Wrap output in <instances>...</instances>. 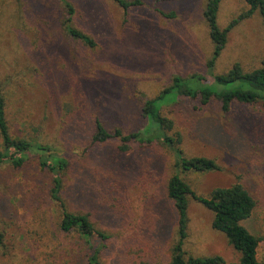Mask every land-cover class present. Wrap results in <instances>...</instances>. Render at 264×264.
<instances>
[{"label":"rangeland","instance_id":"rangeland-1","mask_svg":"<svg viewBox=\"0 0 264 264\" xmlns=\"http://www.w3.org/2000/svg\"><path fill=\"white\" fill-rule=\"evenodd\" d=\"M69 1L75 26L96 40L95 47L65 32L60 0H0V88L11 133L49 144L67 159V207L88 214L111 235L101 250L106 264H169L178 238L177 212L167 196L175 172L172 150L157 141L134 143L124 153L117 138L93 143L92 135L97 119L108 130L143 128L144 101L176 75L210 78L214 43L204 15L207 0H140L128 13L113 0ZM249 8L246 0H220L219 26L226 28ZM263 58L264 23L257 10L229 30L215 72L236 62L252 70ZM161 111L174 121L170 134H180L186 155L215 159L221 167L183 175L198 194L240 182L254 197L255 209L243 225L261 239L258 259L264 264L263 102H235L225 112L216 97L207 104L179 97ZM40 161L32 153L21 166L0 163V264H88L85 238L60 228L53 174ZM188 213L185 250L238 264L241 254L213 228V213L193 198ZM102 242L93 239L96 246Z\"/></svg>","mask_w":264,"mask_h":264},{"label":"trees","instance_id":"trees-1","mask_svg":"<svg viewBox=\"0 0 264 264\" xmlns=\"http://www.w3.org/2000/svg\"><path fill=\"white\" fill-rule=\"evenodd\" d=\"M66 9V16L62 25L65 32L74 39L80 40L89 47L97 45L96 40L79 29L74 24L76 9L69 0H60ZM125 13L130 8L141 4L140 0H113ZM249 10L235 18L229 26L222 29L218 24L220 0H207L204 15L209 27V34L214 43L211 57L207 61L210 78L201 74H193L184 78L174 76L172 84L164 88L154 98L144 101L142 114L146 118V125L129 133H124L121 128L108 130L101 120L95 122V132L92 135L93 143H106L117 138L120 142L119 149L124 153L133 150V144L151 145L162 142L168 146L174 155L175 172L167 182V196L173 201L177 212V241L172 246L171 261L169 264H227L221 255L194 256L185 250L189 228V203L193 198L203 204L213 213L212 226L222 232L228 242L241 256L238 264H261L258 259V247L261 239L252 234L244 225L253 213L256 201L250 192L240 182L228 187H217L209 195L198 194L191 184L183 177L184 174L198 172L205 173L220 170V165L215 159L206 156H188L181 146V136L170 134L174 129V121L162 114V107L174 102L179 97L199 99L202 104L209 103L213 97L220 100L222 109L228 112L235 102L264 104V58L261 66L252 70H245L241 63L236 62L224 73H216L217 59L228 42L229 30L244 17L259 11L264 23V0H246ZM174 16L171 13L169 17ZM0 163L11 162L15 166L25 163L27 157L35 153L41 157V165L53 174L51 197L57 201L62 209L60 228L66 233L78 232L87 242L90 250L88 264H106L101 258L104 242L111 235L98 228L88 214L73 212L67 207L63 196V172L68 168L65 157L53 152V147L36 139L15 136L11 133L7 118L6 98L0 88ZM99 238L101 246L93 243L94 238ZM4 234L0 228V249L3 247Z\"/></svg>","mask_w":264,"mask_h":264}]
</instances>
